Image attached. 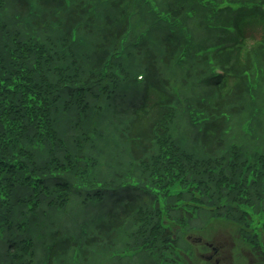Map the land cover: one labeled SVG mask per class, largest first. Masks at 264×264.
Here are the masks:
<instances>
[{"label": "trees", "instance_id": "1", "mask_svg": "<svg viewBox=\"0 0 264 264\" xmlns=\"http://www.w3.org/2000/svg\"><path fill=\"white\" fill-rule=\"evenodd\" d=\"M190 1L168 0L167 9L174 18L187 11L195 15L196 9H185ZM106 2L122 14L126 0ZM70 5L69 0H0V264H90L100 259L96 249H103L105 257L120 254L118 260L133 252L149 255L154 264H183L167 224L184 228L194 212L171 202L152 209L160 202L149 189L175 183L186 193L211 192L207 201L194 200L209 212L224 209L218 192L232 189L230 201L247 214L238 223L244 226L239 238L252 247L251 264H264L257 232L264 230V188L256 192L264 184V122L254 134L242 131L247 143L231 144L225 136L228 117L249 113L243 76L255 61L264 69V8L237 15L242 40L217 54L226 73L215 83V107L197 102L202 116L197 150L182 151L179 142L185 140L170 121L177 97L169 93L170 80L163 75V68L173 66L180 39H160L164 49L159 66L158 55L142 37L135 50L138 64L129 63L138 67L136 72L120 64V78L110 65L117 51L113 46L127 34V18L119 23L102 17L96 31L92 8L82 2ZM252 28L259 31L260 43L246 39ZM191 64L180 78L182 89L191 82L203 90L214 85L208 67L195 71ZM137 70L142 83L127 95L122 84L132 86ZM122 157L139 177L121 170ZM247 159L256 161L247 165L250 171ZM197 163L204 164L193 168ZM104 198L113 204L106 205ZM92 201L104 213L91 225L83 222L78 230L76 223L62 225V211L74 205L87 208ZM229 207L235 208L227 201ZM165 212H177L178 218L164 224L158 219ZM123 230L133 244H124L120 253L115 240Z\"/></svg>", "mask_w": 264, "mask_h": 264}, {"label": "rangeland", "instance_id": "2", "mask_svg": "<svg viewBox=\"0 0 264 264\" xmlns=\"http://www.w3.org/2000/svg\"><path fill=\"white\" fill-rule=\"evenodd\" d=\"M69 1L71 2L69 8L75 6L79 2H82L84 5H89L92 8L91 12L94 15L93 21L95 22L96 31H98V29H100L103 25L100 21L102 17L109 16V19L111 18L115 22L120 21L119 23H122L127 18L128 34L122 43L117 45L115 44L113 47L115 49L117 48V51L122 50L125 57L127 56L128 58L129 56V58L125 62V57L119 58V55H114L113 57H115V59H119L122 61L115 60L113 62L118 65L121 64V66H123L122 69H124V67H127L129 73L136 72L134 68H138L137 66H132L130 64H138V57H135V50L138 48L137 43L139 37H144L152 45L153 50L158 55V62L160 66L162 65L161 56L163 55L164 49L162 43L160 42V39L165 34H167L169 30L180 34L186 28V30H189L192 33L194 37V44L197 45L194 50H197L194 51L190 60L183 67H180L183 63L180 66L176 64V61L178 59L177 56L173 63V66L170 65L168 68H163V75L166 76L168 80H170L168 88L169 93L171 95L175 93L177 97V103H175L176 106L172 107L173 110H175L177 107V111H175V113H172L170 121L175 123L177 131L180 132V139L183 136L185 143H188L187 146H185V143L179 142L178 149L182 151H192V149L197 150L198 132L195 129L194 123L191 121L192 119H196L194 118L195 114H198L196 110V104L197 102L199 103V100L209 102H211V100H215L216 92L213 88L204 90L198 89V87H196L193 82L188 85L187 89H182L179 82L180 78L184 77L183 70L189 63H192L191 65L193 66V69L195 71H200L201 69L205 68L201 59L197 58V55H200L201 49H204L208 45L211 46L213 44H216V42H218L219 40L216 33L207 31L201 23H204L203 21L206 20V17L208 19L218 20L217 25H220L221 27L229 30L231 36L235 40H237L233 30L232 17L236 12L241 11L244 8H249L251 5H253L254 7L259 6L261 8H264V0H192L186 5L185 9H196L195 15L193 11H187L186 14L178 20H174L169 17L162 18L161 13L165 10H168V0H152L151 2L154 9L149 8V4L146 3L147 0H126L125 5L123 6V8L125 7L124 10L122 8V14L120 13L121 10L114 11L106 2L113 0ZM200 2H206L212 5L211 7H216L217 5H219V7H224L226 9L222 11L213 10L211 12V15L207 16L206 13L207 11H209L208 9L203 8L202 6V8L200 9L196 8L197 4ZM31 6L34 7V3H31ZM152 10H155L156 13H153ZM230 34L227 32H223V35L226 39L230 37ZM260 38L261 36L259 34V31L255 28H252L247 32L248 41L256 40L255 43H260ZM226 39H223L222 41H226ZM131 57H133L132 61H130ZM261 65V62L255 61V67L252 75L250 76L252 89H250L248 92L249 95L246 97L245 104V107L250 112L249 117L253 108L258 109V112L256 113V116L253 117L251 129L249 131L246 127V118L248 116V111L246 112L245 116H241L238 119H233L232 117L227 118L229 121H226L229 127L225 136L227 140L231 142V144H237L240 142L247 143L248 139L242 135V131L243 133H246L244 134L245 136H248L247 134L251 133L254 134V131L258 129L259 123L262 122L263 124L264 122V69H262ZM137 72H139V70H137ZM192 85H194V89L192 88ZM105 86H107V84ZM122 87H127V95L133 93V91H135V88H138L135 85L131 86L130 82L127 84H122ZM138 95L139 93L136 94L137 99ZM118 107H121L120 103H118ZM235 147L236 149H238L243 146L235 145ZM243 160L244 157L238 159L236 161V166L240 161ZM120 161L123 166L121 170H125L127 174H133L135 175V177L140 176V172L136 170V167L132 168V164L127 157H122ZM163 161H167V159H164ZM203 164H194L193 168L199 169ZM250 164L253 167L254 164H256V161H254L253 159L246 160L245 166L248 168V171H250V167H248L247 165ZM106 166L107 165L104 164L103 169H105ZM110 168L113 167L110 166ZM177 169L178 168H176V170ZM227 172L228 171L225 170L226 176L224 177L223 182H227L226 178H228L229 176L227 175ZM248 180L251 181V176L247 172L246 181L248 182ZM133 183L136 184V182ZM263 188L264 184L261 186V188H258L256 192L259 193ZM149 189L152 192L158 194L160 202L158 204H155L154 202L151 206L152 209L153 207L159 206L160 204L163 208H165L169 204V202H171L172 205L175 204L178 207L183 208V210L188 213L194 212L192 218L187 221L184 228H178L170 222L167 224V221H169L170 218H178L177 212L174 214L165 212L158 219L162 223L167 224L171 229L172 236L177 243L176 253L179 254L183 264H251L254 261V257L251 255L252 247L239 238L241 237V235H239L238 230L240 228H243L244 226L239 225L238 223L245 222V216H247V214H245L243 206H238L235 202L230 201L229 197H233L235 195L232 189H228L226 191L222 190L221 192H218V196L220 197L218 201H220V204L222 207H224V209L218 210L216 212H209L207 210V206H205L206 210L202 207L199 208L201 205H199L197 202H194V200L198 199H200L199 201L201 202L207 201L212 194L211 192L204 193L203 190H201L202 193H186V189L183 191L177 190L176 183L175 185H173V187L154 184L149 187ZM104 201L107 203L106 205L111 206L113 204V202L109 198H104ZM227 201H229L230 204L235 208L229 207L227 209ZM213 202H215V199ZM91 203L92 205H89V207L87 208H82L79 205H74L72 207L66 208L65 211H62L60 213L61 217L59 216V218L62 220V225L64 226V224H69L68 226L70 227V223H76L77 230L79 225H81L83 222L91 225L98 216H101L104 213V210H100V205L98 204V202L92 201ZM209 209L211 210L212 208ZM230 209H235V211L229 215L227 211ZM241 214L242 218L241 221H239L238 218L241 217ZM257 232L259 233V236L261 235L258 241L264 244V230L258 229ZM128 235V230H123L117 234V239L115 240V245L119 249V251L116 250L117 252H123L121 251V248L124 244H133L130 236ZM134 248L135 247L126 250V252L133 250ZM212 249H214V252L212 251ZM102 250L103 249L94 250L96 253H98L100 259L98 261L92 260L90 264H154V259L147 254H134L133 252L123 253V259L118 260L120 259V254L105 257V253ZM104 257L105 260H103ZM78 259L79 258H77L75 261L77 262ZM160 260L165 261V258ZM166 261L170 262V260ZM72 262L74 263V259L72 260ZM66 263L68 264V262ZM163 264H165V262Z\"/></svg>", "mask_w": 264, "mask_h": 264}]
</instances>
